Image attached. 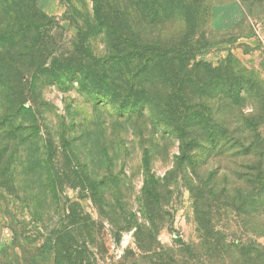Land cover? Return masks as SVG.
I'll list each match as a JSON object with an SVG mask.
<instances>
[{
    "label": "rangeland",
    "instance_id": "rangeland-1",
    "mask_svg": "<svg viewBox=\"0 0 264 264\" xmlns=\"http://www.w3.org/2000/svg\"><path fill=\"white\" fill-rule=\"evenodd\" d=\"M32 1L27 49L0 47V264H264V0H176L181 15L156 24ZM147 49L168 54L205 123L256 124V157L203 154L200 127L182 139L82 85Z\"/></svg>",
    "mask_w": 264,
    "mask_h": 264
},
{
    "label": "trees",
    "instance_id": "trees-1",
    "mask_svg": "<svg viewBox=\"0 0 264 264\" xmlns=\"http://www.w3.org/2000/svg\"><path fill=\"white\" fill-rule=\"evenodd\" d=\"M92 2L93 11L98 16L102 13L109 16L112 10L137 8L143 13L147 12L144 17H148L156 24L159 20L167 21L181 15L174 9L176 0H92ZM35 8L32 0H0V47L19 44L18 48L24 51L27 49V44L23 43L27 42V29H23L29 12ZM2 65L0 62V70ZM198 67L208 73H212L214 69L208 63L198 64ZM99 70L98 77L94 73L83 74L85 76L82 85L87 90L92 87L91 91L96 100L118 105L123 114L130 117H144L149 114L155 123L178 133L182 139L191 134L188 131L200 127L201 134L197 145L203 154L233 150L241 156L256 157V144L262 140L261 133L256 130V124L247 123L246 126L241 125L231 131L229 127L216 128L205 123L208 117L203 110H200L199 114L192 113L190 104L186 101L187 92L181 87L174 62L168 58L166 52L147 49L118 58H107L102 61ZM217 70L219 68L214 71ZM70 79L76 81L77 77L71 76ZM221 80L217 81V88L220 87ZM88 81L92 82V85ZM231 90L233 97L238 100H241L243 92L247 91L239 78L235 79ZM245 134L250 137L249 142L240 138V135ZM252 170L256 171V167Z\"/></svg>",
    "mask_w": 264,
    "mask_h": 264
}]
</instances>
